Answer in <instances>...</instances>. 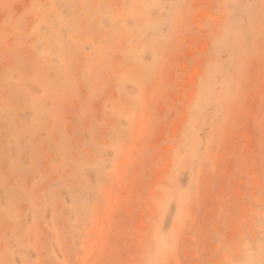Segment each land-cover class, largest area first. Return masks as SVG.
Masks as SVG:
<instances>
[{
  "label": "rangeland",
  "instance_id": "1",
  "mask_svg": "<svg viewBox=\"0 0 264 264\" xmlns=\"http://www.w3.org/2000/svg\"><path fill=\"white\" fill-rule=\"evenodd\" d=\"M0 264H264V0H0Z\"/></svg>",
  "mask_w": 264,
  "mask_h": 264
},
{
  "label": "bare ground",
  "instance_id": "2",
  "mask_svg": "<svg viewBox=\"0 0 264 264\" xmlns=\"http://www.w3.org/2000/svg\"><path fill=\"white\" fill-rule=\"evenodd\" d=\"M196 92H197V91H196ZM196 92L194 93L195 95H197ZM195 97H197V96H195ZM195 97H194V98H195ZM194 98H193V101H192L193 103H194ZM193 103H191V106H192Z\"/></svg>",
  "mask_w": 264,
  "mask_h": 264
}]
</instances>
